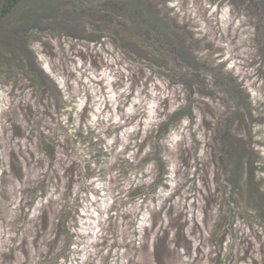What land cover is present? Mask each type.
<instances>
[{
  "label": "rangeland",
  "instance_id": "obj_1",
  "mask_svg": "<svg viewBox=\"0 0 264 264\" xmlns=\"http://www.w3.org/2000/svg\"><path fill=\"white\" fill-rule=\"evenodd\" d=\"M208 1L165 0L168 11L183 18L211 48L202 61L215 64L250 98L254 115H260L252 142L264 159V0ZM33 45L38 64L63 99L54 100L53 90L47 89L42 99L30 89L20 94L19 83L0 84V171L6 172L0 179V264L40 261L47 247L44 238L56 236L53 222L68 204L74 212L68 219L73 243L60 264L142 263L149 260L158 236L167 237L177 253L176 264L207 263L213 251L209 225L216 185L203 119L211 121L214 102L201 98L194 104V125L188 119L167 123L170 131L161 155L170 174L161 186L165 170L151 159L145 165L144 157L157 149L152 140L156 131H163L160 125L169 113L179 102L185 104L183 88L157 74H141L109 44L102 48L70 39L65 45L52 41L54 53L44 51L36 39ZM67 121L83 126L92 139L101 137L94 139L97 151L110 154L109 161L99 159L92 178L85 168L93 164L89 158L79 160L83 173L81 168L72 171L78 166L70 159L72 142L59 124L66 127ZM127 159L134 166L122 174L117 164L124 168ZM261 171L264 182V164ZM153 181L159 184L155 187ZM129 185L146 187V195L127 197ZM44 220H49L46 228ZM238 221L236 240L242 238V247L259 252L250 239V222ZM243 237L249 242L244 244ZM188 239L194 251L185 248Z\"/></svg>",
  "mask_w": 264,
  "mask_h": 264
},
{
  "label": "trees",
  "instance_id": "obj_2",
  "mask_svg": "<svg viewBox=\"0 0 264 264\" xmlns=\"http://www.w3.org/2000/svg\"><path fill=\"white\" fill-rule=\"evenodd\" d=\"M208 2L218 4V0ZM186 23L183 18L168 11L165 0H0V84L19 83L20 94H27L26 90L30 89L39 93L42 99L47 89L49 92L53 90L54 100H58L60 91L38 64L33 43L36 39L44 51L48 48L54 53L49 45L52 41L65 45L70 39L102 48L109 44L113 50L126 56L141 74H157L181 86L186 92L183 102L186 105L179 102L169 113L167 122L160 125L163 131H156L152 140L157 149L146 152L144 157L145 165L151 159L165 170V175H161L159 180L161 186L166 183V175L170 174L169 167L162 166L164 160L161 155L162 143L170 131L167 123L188 119L193 124L197 121L194 104L201 98L212 100L216 109L211 107L208 114L211 121L203 119L207 121L208 140L204 143L210 150L211 180L216 185L215 213H212L213 222L209 225V246L213 247V251L205 264H264V182L261 177L264 159L256 143L252 142L253 128L259 125L260 115H254L251 100L242 89L221 73L215 64L202 61L207 56L205 52L211 48ZM62 50L67 52L65 48ZM46 80H49L50 87ZM35 110L38 112V107ZM59 124L72 142L70 159L73 165H78L77 169L72 167V171L81 168L79 171L83 173L88 168L91 170L90 177H94L95 166L101 162L99 159L109 161L110 154L97 151L95 136L92 139V134L83 126L75 128L69 121L66 127L61 122ZM50 151L54 153L55 148ZM0 157H3L1 150ZM85 158L92 161L91 168L89 165L84 168L79 163ZM124 162V168L121 164L116 167L118 172L127 174L134 164L129 159ZM0 174L2 179L3 174L6 175L5 169ZM156 183L159 184L158 181L152 184L156 187ZM209 185L208 181L204 187L209 189ZM147 188L150 192L151 186ZM145 189L141 185H129L125 190L127 197L135 198L146 195ZM69 205L62 207L61 216L53 222L56 236L44 238L47 246L45 254L38 251L40 261L34 264H60V260L67 256L73 243L68 219L74 212ZM240 218L250 222V239L258 243L259 252L242 247V238L236 240ZM48 222L44 220L43 228ZM164 237L166 239L158 236L152 243L149 260L144 259L138 264H176L177 253L171 251L172 246ZM246 238L243 237L244 244L249 242ZM188 242L189 246L185 248L193 250L189 239ZM191 256L192 253L188 258Z\"/></svg>",
  "mask_w": 264,
  "mask_h": 264
}]
</instances>
